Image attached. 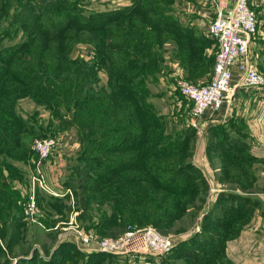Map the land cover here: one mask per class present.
Listing matches in <instances>:
<instances>
[{"label": "rangeland", "instance_id": "rangeland-1", "mask_svg": "<svg viewBox=\"0 0 264 264\" xmlns=\"http://www.w3.org/2000/svg\"><path fill=\"white\" fill-rule=\"evenodd\" d=\"M71 1L2 0L0 74L5 71L7 75L0 77V87L15 74L13 71L28 74L25 68L28 63L23 61L22 68L13 63L19 57L38 60V55L32 52V44L41 41V31L46 30L45 37H52L66 24L62 38L56 41L65 42L66 36L69 37L67 55L71 60L85 59L84 68L88 71L90 63L97 59L96 49L104 52L99 54L105 67L94 82L98 87L96 92L101 93L102 88L107 87L113 73L122 79L121 82L128 79L132 83L142 81L137 90L154 114L147 124L153 123L157 129L151 134L154 135L152 142L143 140L137 148L130 149L125 147L126 142L122 146L123 142L117 140L122 137L120 134L128 136L127 133L101 139L98 134L103 128L95 134L92 132L95 127L81 126L79 119H75L76 114H67L63 108H58L65 101L50 87L40 89L38 96L51 106L36 104L30 94L19 98L16 114L27 122L28 127L23 134L24 143L34 142L41 136L57 140L50 156L44 160L43 168L45 171L49 158L56 160L52 162L49 176L46 171L45 174L50 186L62 193L53 196L37 186V222L28 220L25 209L32 195V175L38 154L34 150V154L29 153L22 160L13 156L0 159V264H22L28 260L33 261L31 264H145L148 260H142L144 257L140 255L87 252L74 241L78 227L97 238H105L121 236L133 226L144 228L145 224L155 226L175 244L173 251L162 256L157 264H236L234 261L238 257H259L261 262L264 261V218L258 220L260 213L256 216V210H234L233 200L221 202L220 196L212 200L209 189L203 184L200 188L194 186L201 179L189 164L197 129L191 127V102L184 95L181 83L202 84L212 78L216 46L212 48L214 41L191 21L199 18L208 25L213 13L195 16L190 9L180 10L187 0H179V6L175 5L177 0H138L133 11L111 20L102 29L84 30L69 23L67 10H73L82 19H87L91 12L77 10ZM257 19L259 24V17ZM28 36L33 37L32 42L13 59L12 46L17 45L21 37ZM99 37L109 42V48L99 50ZM254 40L256 42V35ZM124 43L126 45L122 47ZM254 47L252 51L256 55ZM35 48L38 50L39 45ZM83 77L88 78L87 75ZM54 85L60 84L53 81L52 87ZM98 102L99 99L94 104ZM95 114L96 119H93ZM98 119L105 120L97 110L84 117L85 123L99 124L102 121ZM229 129L228 126L226 130ZM68 133L78 137L80 146L67 158L61 157L57 148L65 145ZM220 140L222 145L228 144L224 138ZM144 144L155 146L153 151L158 154L146 153ZM239 157L238 163L234 161L233 165L238 170H247L249 178V187L243 190L250 195L260 193L252 185L251 162L246 160L247 156ZM223 158L213 156L216 164ZM141 170L142 177L146 175L154 183L148 201L156 198L161 208V217L149 220L147 216V223L124 219L131 215L128 201H137L139 192L132 194L135 189L122 180L131 174L138 176ZM114 181L120 189H112ZM136 184L144 185L143 182ZM156 190L164 195L155 194ZM143 198L141 194L145 201ZM150 206L144 216L157 212V208ZM102 214L113 215L109 220L111 224H107V217L97 224V216Z\"/></svg>", "mask_w": 264, "mask_h": 264}, {"label": "trees", "instance_id": "trees-1", "mask_svg": "<svg viewBox=\"0 0 264 264\" xmlns=\"http://www.w3.org/2000/svg\"><path fill=\"white\" fill-rule=\"evenodd\" d=\"M80 1L81 0H72L71 2L73 5L77 6V10L83 11V5L80 4ZM1 2L2 0H0V3ZM130 11H133V6L119 8L110 12L90 13L87 19L80 18L77 13H73V10L70 9L67 10V13L70 18L69 23L76 24L78 29L99 30L105 27L111 20H116L120 16L130 13ZM65 25L66 24L61 26L58 30L59 33L52 37H45L46 30L41 31V41L37 44H34V42L32 44V52H34V55H38V60H31L29 57L26 59L19 57L14 61L13 65L15 66L16 64L19 68H22L20 64L23 61L28 63L25 67L28 69L27 75L13 71L15 74L12 75V79L10 78L9 81L7 80L6 82L2 81L3 86L0 87V94L2 95L0 96V159L4 158V156H13L15 159L22 160L27 154H34L33 142L30 141L28 144L24 143L23 134L28 131V127L27 122L20 115L16 114V106L18 105L17 100L30 94V96L36 101V104H47L48 106H51L50 102L45 101L38 96L39 90H45L47 87H50L53 92L59 94L64 99V104L58 106V108H63L67 114H70V112L76 114L75 119H79L81 126H87L89 128L95 127L92 131L95 134L98 133V130L103 128V131L98 134L101 139H103L104 136H111L112 134L127 133L128 136L120 134L122 137H118L117 140L123 142L122 146H124L126 142L125 147L130 149L137 148L139 143H144L147 139H149V142L153 141L152 138H154V135L151 134L155 132L157 127H155L153 123L147 124V121L153 119L154 114L142 98L143 96L141 95V92L139 93L137 90V88L141 86L142 81L132 83L131 79H128L125 82H121L122 79L116 77L113 73L112 77L109 78L107 87H104L105 89L102 88L101 93L96 92V88L98 87L97 85H94V82L96 79L98 80L100 78L99 71L105 67L100 60L99 54L104 52H98L95 48L97 59L90 63L91 67L88 71L84 68L87 64L85 59L71 60L67 55L69 37L66 36L65 42L56 41L62 38V35L64 34L62 32H64L67 27ZM32 38V36H28L25 39H22L21 37L19 43L12 46L13 51L11 56H13V59L16 53L18 54V52H22L23 48L28 45L30 41L32 42ZM98 40L99 50H101L102 47L109 48V42L105 38L99 37ZM1 41H3V39ZM36 45H39L38 50L35 48ZM125 45L126 44L124 43L122 47H125ZM134 45L138 46V43H135ZM5 75H7L6 72L2 71L0 77L2 78V76ZM84 75H87L88 78L84 79ZM37 78L41 81H37ZM53 81L58 82L60 85H54L52 87ZM35 86H37V88H35ZM98 99L99 102L95 105L94 101ZM95 110L102 114L105 120L98 119L102 121L99 124L94 122L85 123L86 120H84V117L88 115V113H93ZM96 116L97 114L94 115L93 119H96ZM44 137L48 136H41L40 138ZM116 145L118 146V143H116ZM116 145L115 149H117ZM149 146L150 145L148 144H144L146 153L158 154L153 151L155 146ZM136 154H139V152ZM189 162L193 169L191 161ZM141 173L142 170L139 171L138 176L131 174L126 179L122 180L124 184H128L135 189V192L132 194L139 192V196H136L137 201H128L131 204V215L126 216L124 219H128L131 222L140 220L147 223L146 221L148 217L149 220H158L159 217H161V208L159 207L156 198H154L153 201H148V197L152 195L154 183L153 181H150V179H147L146 175L142 177ZM143 173H147V171H143ZM136 182H143L144 185H138ZM157 183L159 185V182ZM194 184L196 187H199L200 185L199 183ZM111 187L115 190L120 189L119 184H117L116 181H114ZM1 194L2 193H0V196H2ZM141 194L145 201L141 199ZM155 194L164 195L163 193H159V190H156ZM160 204H163V202ZM149 206L153 209L157 208V212L152 215L147 214L144 216L143 213L146 209L148 210ZM136 207H138V209H136ZM132 215H135V217H132ZM112 216L113 215L107 216L105 214L97 216V224H101L107 218L108 221L111 220ZM91 218L93 219V214H91ZM107 224L109 225L111 222L109 221ZM148 225L151 224H145L144 227ZM131 228H142V226H133ZM30 262L33 261H24L22 264H31Z\"/></svg>", "mask_w": 264, "mask_h": 264}, {"label": "crops", "instance_id": "crops-1", "mask_svg": "<svg viewBox=\"0 0 264 264\" xmlns=\"http://www.w3.org/2000/svg\"><path fill=\"white\" fill-rule=\"evenodd\" d=\"M137 1L81 0L80 4L83 5L85 11L99 13L136 6ZM235 2L236 0H229V4ZM185 3L180 7V10L181 8L190 9V12L195 16L209 11L214 15V7L210 0H187ZM252 4L257 17H259L258 32L256 34L257 44L254 40L253 45L256 48L259 70L264 73V0H253ZM175 5L179 6V0L176 1ZM191 23L199 27L200 30H204L206 34L207 22H201V19L195 18L192 19ZM211 47L215 48V45ZM207 50L211 51V48L208 47ZM233 82L236 83V78ZM199 123L200 131L196 132L191 158L193 170L197 173V177L201 179V181L198 179L199 184H203L204 187L209 189V196L212 197V200L219 196L221 202L233 200L234 210H256V216L260 213L258 220H261L264 218V87L239 86L235 88L229 101H225L219 109H207ZM228 126L230 132L226 130ZM220 132H223V137H220ZM67 135L65 145L57 149L61 152L59 154L61 157L68 158L75 151H78L80 142L75 134L68 133ZM223 138L224 142H228L226 146L220 143L222 142L220 139ZM240 155L247 156L246 160L251 162L252 185L256 186L258 192H260L256 195H253V193L250 195L243 190L249 187V183H247L249 181L248 171L245 169L238 170L233 165L234 161L238 163ZM213 156L224 158L221 163L216 164ZM52 158H49L45 163V171L48 176L53 169L54 164L52 162L56 161L55 159L51 160ZM214 187L218 190L211 192L210 189ZM224 193L227 195L226 197H224ZM242 197L246 199L241 200ZM251 234L255 235L253 231ZM229 248L233 249V246L229 245ZM234 262L236 264H264V261L261 262L259 257L256 259L238 257Z\"/></svg>", "mask_w": 264, "mask_h": 264}, {"label": "built area", "instance_id": "built-area-1", "mask_svg": "<svg viewBox=\"0 0 264 264\" xmlns=\"http://www.w3.org/2000/svg\"><path fill=\"white\" fill-rule=\"evenodd\" d=\"M214 15L208 24L206 37L214 41L217 52L214 72L208 83L182 82L184 95L191 102V126L200 131V119L209 108L219 109L229 101L234 89L239 86L264 87V73L259 70L257 58L252 51L258 32V19L253 0H210ZM236 78V83L234 79ZM57 144L53 137L36 138L33 148L39 160L32 175V195L26 206V218L37 222V186L53 196L62 192L53 189L47 181L43 163ZM218 188H211L216 192ZM74 241L87 252L99 251L112 255H140L145 264H157L162 256L173 251L174 242L152 225L144 228H129L118 237L97 238L80 227L75 228Z\"/></svg>", "mask_w": 264, "mask_h": 264}]
</instances>
